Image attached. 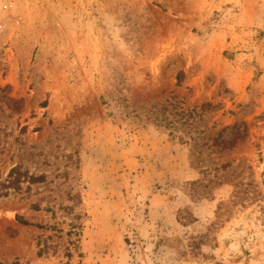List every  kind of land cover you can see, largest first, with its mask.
<instances>
[{
  "label": "rangeland",
  "instance_id": "374dc122",
  "mask_svg": "<svg viewBox=\"0 0 264 264\" xmlns=\"http://www.w3.org/2000/svg\"><path fill=\"white\" fill-rule=\"evenodd\" d=\"M17 165L0 264H264V0H0Z\"/></svg>",
  "mask_w": 264,
  "mask_h": 264
},
{
  "label": "trees",
  "instance_id": "16d2710c",
  "mask_svg": "<svg viewBox=\"0 0 264 264\" xmlns=\"http://www.w3.org/2000/svg\"><path fill=\"white\" fill-rule=\"evenodd\" d=\"M229 163L226 164V166ZM21 166L17 165L14 168L11 169L10 173L8 174V176L6 178H1L0 177V197L1 196H8L10 194V191L13 190H20L22 189V184L25 182L29 183V184H33L35 181L34 176L32 175H28L25 172L21 171ZM31 209L34 210H39L40 208L37 207V205H31ZM16 219L19 223L24 224V225H32V226H37L39 228H44L43 225L41 224H36L33 223L27 219H25L22 215L17 214ZM71 226L73 227V230H71L69 233H74V229L75 224H71ZM38 247H39V254H43L45 252H47L48 249V245L47 243H45L43 246H41L40 242H38ZM69 255H71V252L69 250Z\"/></svg>",
  "mask_w": 264,
  "mask_h": 264
}]
</instances>
